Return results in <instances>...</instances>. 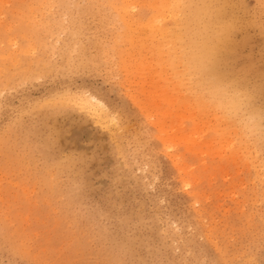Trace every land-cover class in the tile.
Instances as JSON below:
<instances>
[{
  "label": "rangeland",
  "instance_id": "1",
  "mask_svg": "<svg viewBox=\"0 0 264 264\" xmlns=\"http://www.w3.org/2000/svg\"><path fill=\"white\" fill-rule=\"evenodd\" d=\"M42 1L0 0V264H264V0L217 2L233 119L167 63L165 9L130 42L102 0Z\"/></svg>",
  "mask_w": 264,
  "mask_h": 264
},
{
  "label": "bare ground",
  "instance_id": "2",
  "mask_svg": "<svg viewBox=\"0 0 264 264\" xmlns=\"http://www.w3.org/2000/svg\"><path fill=\"white\" fill-rule=\"evenodd\" d=\"M218 1H220V0H102V4L105 6L104 8H107V9H120L117 12V14H119V16L121 18V21L120 20L119 21L122 22V24H123V29H122L123 33L121 35H123L124 38L130 42H132V40H131L132 35L131 34L133 33L134 28L136 27V26H134L135 19H132V17L129 16L131 14H128V11L130 9H133L136 6H138L139 9H142V8L165 9V12H166L165 18L167 17L171 21V23H170L171 26H167V23L165 25L161 21L164 25L159 24L160 25L159 28L160 29L162 28V31L165 35L166 45H167V49H168L167 50L168 54H167V58H166L168 61L167 63L175 71L176 75H178V73H180V72L183 73V71H184L185 75H187L186 76L187 78L188 77L194 78L191 81H193V83H195V87H194L195 90H199V97H200V95L203 96L204 94H207L208 95L207 99L210 98L211 101L215 100L217 105L223 109V112L226 114V116L233 119V117L238 114L239 108L241 109L242 105H244L246 102L249 101V95L246 93L239 94V92H235V91L228 92V88H227L228 86L225 87V85H222L221 83H218L217 81H215L211 78L212 77L211 71H212L213 64L215 61V57H216V54L218 52L219 46L221 44L224 32L226 35V31H225L226 26L224 24L220 23L221 21L219 20L218 13H219V9L221 6L219 3H217ZM38 2L39 1H37V3ZM45 4H46V0H45V3L43 2V5H41V6H46ZM48 4H50V3L48 2ZM22 6H24V4ZM25 7H22V8H25ZM100 7H102V5ZM29 8L26 7V9H29ZM41 8H43V7H41ZM157 12H159V11H157ZM116 18H118V16ZM159 18H160V16H159ZM161 19H162V17H161ZM149 20H150V18L144 24L150 25V29H151L152 25L150 24ZM155 21H157V20L154 19L153 24L157 23ZM46 23H48V22H46ZM152 29H154V28H152ZM156 30H157V28H156ZM225 35H224V37H225ZM22 38H24V37H22ZM112 45H113V43H112ZM67 58H68V56H67ZM101 59H103V58H101ZM172 65H175V66H172ZM179 66L181 67L180 69H179ZM29 72H31V71H29ZM162 78H164V77H162ZM192 86H194V85H192ZM196 93L198 94V92H196ZM196 93H195V95H196ZM75 102L80 103L82 106H87L90 108H94V110H97V104L92 102L91 99L86 97V96H80L77 99V101H75ZM202 104H204V103H202ZM211 104H214V103H211ZM244 107H243V109H244ZM249 117H251L250 124L252 122H253V124H255L254 116L252 115ZM247 122H249V121H247Z\"/></svg>",
  "mask_w": 264,
  "mask_h": 264
},
{
  "label": "snow or ice",
  "instance_id": "3",
  "mask_svg": "<svg viewBox=\"0 0 264 264\" xmlns=\"http://www.w3.org/2000/svg\"><path fill=\"white\" fill-rule=\"evenodd\" d=\"M261 119H262V121H264V115H262Z\"/></svg>",
  "mask_w": 264,
  "mask_h": 264
}]
</instances>
